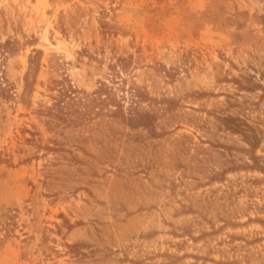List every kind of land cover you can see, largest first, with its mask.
<instances>
[{
	"label": "rangeland",
	"instance_id": "374dc122",
	"mask_svg": "<svg viewBox=\"0 0 264 264\" xmlns=\"http://www.w3.org/2000/svg\"><path fill=\"white\" fill-rule=\"evenodd\" d=\"M0 264H264V0H0Z\"/></svg>",
	"mask_w": 264,
	"mask_h": 264
},
{
	"label": "trees",
	"instance_id": "16d2710c",
	"mask_svg": "<svg viewBox=\"0 0 264 264\" xmlns=\"http://www.w3.org/2000/svg\"><path fill=\"white\" fill-rule=\"evenodd\" d=\"M61 83V82H59ZM59 92V96L61 99H64V98H68V100H73L71 98V94L73 93V90L71 89V86H68V87H65L64 88H61V90L58 91ZM61 99L58 101V104L60 103ZM137 114V113H136ZM137 120L140 121V122H143V123H149V118L148 116H146V113H140V114H137Z\"/></svg>",
	"mask_w": 264,
	"mask_h": 264
}]
</instances>
